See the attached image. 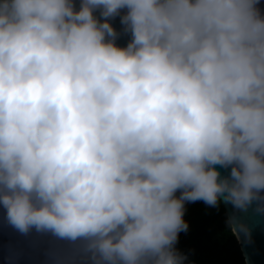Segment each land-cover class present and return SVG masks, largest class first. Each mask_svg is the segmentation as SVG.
<instances>
[{
    "label": "clouds",
    "instance_id": "obj_1",
    "mask_svg": "<svg viewBox=\"0 0 264 264\" xmlns=\"http://www.w3.org/2000/svg\"><path fill=\"white\" fill-rule=\"evenodd\" d=\"M196 201L264 215V0H0V207L42 264H192Z\"/></svg>",
    "mask_w": 264,
    "mask_h": 264
},
{
    "label": "trees",
    "instance_id": "obj_2",
    "mask_svg": "<svg viewBox=\"0 0 264 264\" xmlns=\"http://www.w3.org/2000/svg\"><path fill=\"white\" fill-rule=\"evenodd\" d=\"M184 218L188 230L180 233L177 247L192 264H245L222 203L218 207L202 201L186 203Z\"/></svg>",
    "mask_w": 264,
    "mask_h": 264
},
{
    "label": "water",
    "instance_id": "obj_3",
    "mask_svg": "<svg viewBox=\"0 0 264 264\" xmlns=\"http://www.w3.org/2000/svg\"><path fill=\"white\" fill-rule=\"evenodd\" d=\"M120 30L119 18L111 21ZM127 37L121 35L117 43H126ZM219 167V166H217ZM226 174L225 169H220ZM226 215L233 212L230 204L221 201ZM240 219L249 227V233L241 232L239 228L232 230L239 243L245 264H264V215L255 213L252 208L246 213H237ZM45 238L31 234L23 236L12 229L4 219V210L0 207V264H42V249Z\"/></svg>",
    "mask_w": 264,
    "mask_h": 264
}]
</instances>
